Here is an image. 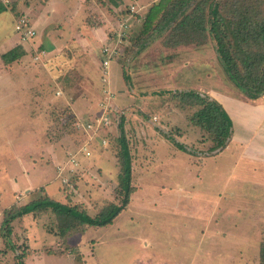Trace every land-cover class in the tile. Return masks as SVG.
<instances>
[{
  "label": "rangeland",
  "instance_id": "1",
  "mask_svg": "<svg viewBox=\"0 0 264 264\" xmlns=\"http://www.w3.org/2000/svg\"><path fill=\"white\" fill-rule=\"evenodd\" d=\"M0 1L7 7L0 14V52L23 54L5 68L10 66L28 94L23 107L12 103L16 98H8L18 94L17 87L7 71L0 76V234L6 211L49 195L91 217L120 205L122 135L132 156L133 186L129 206L106 227L77 225L63 235L51 210L17 219L8 241L0 236V264H261L264 191L257 190L264 189L254 185L260 180L237 183L245 175L233 169L239 156L212 151V134L192 121L201 107L183 101L190 91L209 97L210 88L239 90L215 41L167 47L168 32L142 47L137 37L144 17L134 16L112 64L113 80L118 79L112 99L102 91L89 104L82 88L89 83L78 70L63 69L41 53L49 44L42 42V31L27 34L42 15L43 0ZM120 1L127 6L141 0ZM120 15L124 21L128 13ZM39 66L43 74L35 80L33 68ZM48 69L54 77L44 72ZM104 78L100 72V81ZM17 96L23 99V91ZM105 108L107 120L98 123ZM242 190L258 199H241ZM225 206L247 210L229 213ZM255 228L261 232L259 246L249 249L248 236L259 233Z\"/></svg>",
  "mask_w": 264,
  "mask_h": 264
},
{
  "label": "trees",
  "instance_id": "2",
  "mask_svg": "<svg viewBox=\"0 0 264 264\" xmlns=\"http://www.w3.org/2000/svg\"><path fill=\"white\" fill-rule=\"evenodd\" d=\"M5 11L7 7L0 1V14ZM129 12L130 8L126 13ZM165 33L168 35L164 44L174 48L203 46L209 39H213L229 80L251 100L264 95V0H160L144 16L137 38L143 39V47L148 41ZM18 57L16 50H12L4 54L2 59L9 64ZM182 96L185 103L201 107L192 121L212 134L216 143L212 151L226 149L233 134V121L223 106L218 101L194 91L186 92ZM120 142L123 172L120 185L123 199L120 205L110 204L96 217H91L76 207L53 200L48 194V197L6 211L1 228L2 238L8 241L13 223L17 219L45 210H51L58 216L63 235L77 225L97 228L113 224L129 206L133 192L130 148L123 135ZM175 145L186 151L181 144ZM20 259L24 258L21 256ZM18 264L22 262L19 261ZM261 264H264V244L261 247Z\"/></svg>",
  "mask_w": 264,
  "mask_h": 264
},
{
  "label": "crops",
  "instance_id": "3",
  "mask_svg": "<svg viewBox=\"0 0 264 264\" xmlns=\"http://www.w3.org/2000/svg\"><path fill=\"white\" fill-rule=\"evenodd\" d=\"M105 1L102 0L100 5H96L92 0H43V3L40 5L41 9L39 8V13H42V15L35 19V25L29 27L32 31L37 29L43 32L41 36L42 42L49 41L48 46L42 48V54L51 58L54 64L63 69L68 66L70 68L75 67L85 82L89 83V85H82V88L86 89L84 97L87 98L86 102L89 104L96 97H100L102 91L105 93L107 89H110L113 93L112 86L115 87L117 85L118 79L113 80V73L115 72L113 71L112 64L114 61L109 65V84H106L104 79L100 81V72H102V77H105V69L102 62L103 55L101 53L104 48H112L116 44V33L120 30L121 21H123L120 13L127 12L129 8L134 7V10L137 12L136 14L144 17L147 15L150 7L160 0H147V2L141 0L132 2L127 6L122 4L120 0ZM91 12L93 13L91 14ZM27 22L29 23L30 21L27 20ZM98 49L99 51H96ZM6 53L0 52V76L4 74V71H7L8 74L11 73L9 71L10 66H8V69L5 68L10 63H5L2 59V56ZM21 54H19L17 60L20 57L22 58L23 54ZM97 55L100 58L98 62ZM21 62H26L25 57L19 64ZM100 67H103L102 71ZM42 69L40 66L33 68L35 80L38 79L36 75L43 74ZM56 71L58 72V70L53 72ZM44 72H48V75H52L53 77L55 76V74H51L52 71L50 69L48 71L44 70ZM12 76L10 74V83L15 84L18 94L23 91V99L17 96L18 94L15 90L16 96H9L8 99L15 97L16 100L12 99V103L17 101L18 106L22 105L21 107H23L26 100L25 97L28 96L27 91L24 90L25 88L20 87L19 82H16ZM45 76L47 77V74ZM48 78L50 79L51 77L48 76ZM92 79H96L95 82ZM37 87L39 88V86ZM12 89L15 88L12 87ZM205 93L211 99L218 101L233 121V134L224 150L231 151L241 159H239L233 169L237 176L245 175L237 183L245 185L250 177L254 180L259 179L260 181L254 183V185L264 189V95L259 99L251 100L240 90H235V88L229 85L221 90L210 88ZM88 107L92 108V105ZM23 140V138L22 141L19 139L18 143L23 142ZM234 181L236 182L235 175L231 183L232 185ZM263 191L257 190V192ZM240 198L249 200L258 199L256 196L248 198L243 190L241 191ZM220 206V203L216 204L214 211L220 209ZM224 208L229 213H237V210H240V208L247 210L245 206H225ZM258 229L254 232L259 233H251L248 236L249 249L259 246L261 232ZM219 234L221 236L222 233L219 232ZM238 238L239 236H234L233 240L235 241ZM36 263L37 261L34 264Z\"/></svg>",
  "mask_w": 264,
  "mask_h": 264
},
{
  "label": "built area",
  "instance_id": "4",
  "mask_svg": "<svg viewBox=\"0 0 264 264\" xmlns=\"http://www.w3.org/2000/svg\"><path fill=\"white\" fill-rule=\"evenodd\" d=\"M137 12L134 10V7L130 9V12L127 16V19H125L121 25H120V30L116 33V44L112 48H104L102 55H103V67L105 69V78L104 80H107L109 78V65L112 61L116 60L119 56L122 54L123 50V43L125 39L127 38L128 30H129V22L133 19L134 16H137ZM23 25H28L27 20H22L21 22ZM21 28V27H20ZM27 33L28 35L34 36V31H32L30 28L28 29L27 27ZM106 100H110L113 97V93L111 92L110 89H107L106 91ZM106 108L108 107V104L105 106ZM106 108L103 110V114L99 117L98 123L102 121H106ZM90 144V141L88 142Z\"/></svg>",
  "mask_w": 264,
  "mask_h": 264
}]
</instances>
